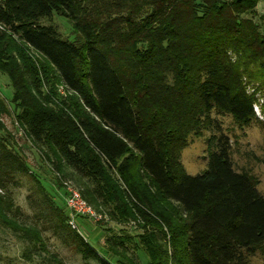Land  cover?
I'll return each mask as SVG.
<instances>
[{"label": "trees", "instance_id": "1", "mask_svg": "<svg viewBox=\"0 0 264 264\" xmlns=\"http://www.w3.org/2000/svg\"><path fill=\"white\" fill-rule=\"evenodd\" d=\"M259 1L0 0V74L10 82L16 123L54 172L84 181L81 197L119 226L102 256L49 203L83 261L264 258V196L254 176L234 170L232 142L211 118L264 127L253 111L256 94L264 96V14L253 19ZM54 15L67 21L68 36L42 24ZM206 131L215 132L207 169L188 175L181 151ZM0 172L3 189L11 172H27L2 136ZM14 212L0 195V226L47 253L40 231Z\"/></svg>", "mask_w": 264, "mask_h": 264}, {"label": "rangeland", "instance_id": "2", "mask_svg": "<svg viewBox=\"0 0 264 264\" xmlns=\"http://www.w3.org/2000/svg\"><path fill=\"white\" fill-rule=\"evenodd\" d=\"M255 12L253 19L257 21L259 16L264 14V0L259 1ZM42 24L56 27L63 36L70 33L67 21L55 15L50 20H43ZM59 91L63 93L62 89ZM11 93L8 78L0 74V123L3 127L0 129V136L6 137V140L14 145L17 155L27 165V172L26 174L11 172L14 176L6 182L4 189L0 187V195L7 194L10 197L12 211H15L13 218L17 222L35 226L40 231L48 252L39 251L37 255V252L27 247L22 239L0 226V264H98L95 261L82 260L81 255L75 251L71 233L60 226L59 219L51 212L49 205L51 203L54 209L62 211L67 216L68 187L80 192L84 181L83 184L80 183L78 177L68 169L63 176L55 173L43 150L29 142L15 121L9 103ZM211 118L232 142L231 161L234 170L254 176L257 180L256 189L264 196V127L253 122L241 129L230 116L215 112L211 114ZM214 133L206 131L200 137H189L179 160L186 174L195 176L207 169L209 158L207 140ZM2 172H5L3 167ZM91 208L93 209L92 206ZM93 211L95 212L94 209ZM96 214L101 217L98 221L93 218H77L76 226L79 231L71 229L69 225L68 227L103 256L105 238L109 231H119V226L108 221L102 212ZM53 254L57 256L59 263L51 259ZM140 259L141 264H146L143 256L140 255ZM250 262L264 264V258L255 255Z\"/></svg>", "mask_w": 264, "mask_h": 264}, {"label": "built area", "instance_id": "3", "mask_svg": "<svg viewBox=\"0 0 264 264\" xmlns=\"http://www.w3.org/2000/svg\"><path fill=\"white\" fill-rule=\"evenodd\" d=\"M254 89L248 88V93H253ZM256 102L253 104V111L260 121H264V114L261 111V106L264 103V96L261 94H256ZM66 207L68 210V220L67 224L71 229L79 231L76 226L77 218H93L95 220H100V216L97 215L91 206L81 197L78 190L68 187V195L66 198Z\"/></svg>", "mask_w": 264, "mask_h": 264}]
</instances>
